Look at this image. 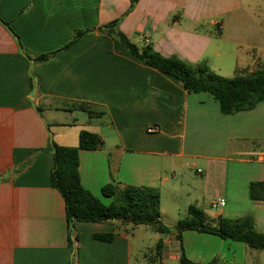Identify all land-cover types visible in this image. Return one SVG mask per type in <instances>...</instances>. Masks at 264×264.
I'll return each instance as SVG.
<instances>
[{
	"label": "crops",
	"instance_id": "0c3cea01",
	"mask_svg": "<svg viewBox=\"0 0 264 264\" xmlns=\"http://www.w3.org/2000/svg\"><path fill=\"white\" fill-rule=\"evenodd\" d=\"M130 5L0 0V264H132L135 243L142 253L145 238L137 231L155 232L149 226L77 222L69 233L46 149L50 141L78 147L83 131L103 141L79 152L81 183L103 204L113 201L102 194L109 184L152 188L161 193V221L169 227L195 206L213 222L253 215L264 233V201L249 193L252 182H264V102L223 115L213 96L188 93L97 31L121 19L120 31L137 46L233 78L264 64V0H140L127 13ZM86 29L94 31L51 61L29 59L63 48ZM151 126L160 131L148 133ZM217 198L224 207H211ZM111 233V242L94 239ZM156 245L150 264H180L182 248L197 264L216 257L264 263V252L196 231H185L182 242L175 233L161 235Z\"/></svg>",
	"mask_w": 264,
	"mask_h": 264
},
{
	"label": "trees",
	"instance_id": "16d2710c",
	"mask_svg": "<svg viewBox=\"0 0 264 264\" xmlns=\"http://www.w3.org/2000/svg\"><path fill=\"white\" fill-rule=\"evenodd\" d=\"M140 0H131L127 13L131 12ZM121 19L112 21L100 28L99 33L111 36L123 48L128 50L136 59L146 65L180 81L188 93H207L219 103L223 115H235L240 112L255 109L264 102V64L253 72H240L233 78H225L213 72L208 65H191L179 58H166L158 54L151 46L139 47L120 31ZM7 28L9 26L5 24ZM94 29L76 31L67 45L63 48L36 57L35 62L46 63L51 61L57 53L70 48L82 37L90 34ZM15 38L21 47L18 37ZM22 48V47H21ZM73 108L88 111L86 105L73 104ZM103 146L100 136L83 131L79 136L78 147H60L50 141L47 151L53 155L54 165L50 172L51 186L56 189L65 201L66 219L69 233L77 222L105 223L119 222L133 227L149 226L161 235L175 233L182 242L185 231L215 235L224 240L241 242L250 251L264 252V233L258 231L253 215H246L238 219L220 218L213 222L199 208L191 206L188 215L174 227H169L161 221V193L152 188L127 186L119 189L114 185H106L102 189L105 197L112 198L110 205L86 190L79 173L80 150H97ZM250 198L254 201H264V182L250 184ZM117 231L119 228H116ZM114 233L94 235V239L102 242H111ZM72 244V240L70 241ZM161 242L156 245L157 259H160ZM159 263V260H156ZM180 264H197L190 261L184 253L180 256ZM208 264H224L216 257Z\"/></svg>",
	"mask_w": 264,
	"mask_h": 264
},
{
	"label": "rangeland",
	"instance_id": "374dc122",
	"mask_svg": "<svg viewBox=\"0 0 264 264\" xmlns=\"http://www.w3.org/2000/svg\"><path fill=\"white\" fill-rule=\"evenodd\" d=\"M137 236H142L145 238L142 244L143 251L140 253L136 243L134 244L132 251V264H138L139 262H142L143 264H150L149 259L152 257V250L155 248L156 239L161 235L153 232L152 230H148V232L138 230Z\"/></svg>",
	"mask_w": 264,
	"mask_h": 264
},
{
	"label": "built area",
	"instance_id": "2783aa9c",
	"mask_svg": "<svg viewBox=\"0 0 264 264\" xmlns=\"http://www.w3.org/2000/svg\"><path fill=\"white\" fill-rule=\"evenodd\" d=\"M159 131H160L159 127H155V126H151L148 129V133H151V134L157 133ZM210 204H211V207L214 209L218 207H224L225 200L221 198L213 199Z\"/></svg>",
	"mask_w": 264,
	"mask_h": 264
}]
</instances>
